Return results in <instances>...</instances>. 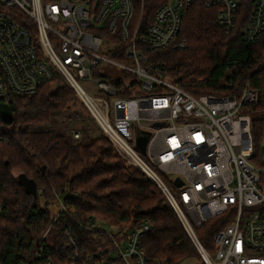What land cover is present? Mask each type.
<instances>
[{"label": "built area", "instance_id": "2783aa9c", "mask_svg": "<svg viewBox=\"0 0 264 264\" xmlns=\"http://www.w3.org/2000/svg\"><path fill=\"white\" fill-rule=\"evenodd\" d=\"M196 1L167 0L145 25V0H0V102L34 96L59 73L119 158L160 189L204 264H264V137L254 164L251 116L244 109L259 100L258 92L246 85L240 97H193L149 60L170 46H186L176 40L182 10ZM205 1L220 7L227 32L238 8L248 5L244 43L264 37V0ZM147 133L143 154L136 141ZM57 201L54 221L65 212L61 196ZM219 217L211 252L197 230ZM95 219L96 229L110 225ZM51 230L44 229L21 264L46 255ZM150 230L146 222L105 230L112 241L108 257L147 264L141 239ZM61 237L64 249L76 246L67 230Z\"/></svg>", "mask_w": 264, "mask_h": 264}, {"label": "trees", "instance_id": "16d2710c", "mask_svg": "<svg viewBox=\"0 0 264 264\" xmlns=\"http://www.w3.org/2000/svg\"><path fill=\"white\" fill-rule=\"evenodd\" d=\"M166 1L145 0V25ZM242 5L234 30L227 32L218 20L220 7L196 1L182 10L176 40L186 46H170L149 60L193 97H240L246 85L257 91L259 100L244 109L252 123L251 161L258 164L264 137V37L252 46L244 43L251 11ZM72 89L56 73L36 95L11 102L16 121L0 133V264H21L49 226L46 255H33L32 264H123L108 257L112 241L105 230L96 229V217L120 228L149 223L151 230L141 239L147 264H183L193 257L204 264L160 189L139 168L119 158L100 128L97 135L85 130L84 138L75 132L79 139L56 128L30 129L57 124L76 100ZM1 120L0 128L5 125ZM20 175L35 183L36 197L19 184ZM261 178L264 183V175ZM59 196L65 212L54 221ZM221 219L208 220L197 230L211 252ZM63 230L75 237V247L63 248Z\"/></svg>", "mask_w": 264, "mask_h": 264}, {"label": "rangeland", "instance_id": "374dc122", "mask_svg": "<svg viewBox=\"0 0 264 264\" xmlns=\"http://www.w3.org/2000/svg\"><path fill=\"white\" fill-rule=\"evenodd\" d=\"M75 99H76V97H75ZM55 125L52 127L51 126H38V127L30 128V129H38L39 128V129H47L48 130L49 128H56L57 130L65 132V133L69 134L70 136L73 135L75 132H79L82 134V138H84L83 132L85 130H89L90 134H92V135H97L99 132V127H98L97 123L92 118V116H90V114H88L87 110L82 105L81 101L78 99L73 101V103H71L68 106V108L63 112L61 117H58V122ZM3 131H6L5 126L0 128V133H2ZM72 140H73V138H72ZM73 141H75V140H73ZM260 150H261V147H260ZM262 151L263 150H261V156L263 154ZM256 161L259 162V160H257V159H256ZM98 218L102 219L101 217H98ZM101 224L103 226V229H105V230L113 231L114 233H116L118 231L117 226H112V225L107 226V224H104L103 222H101ZM128 227L129 226L124 225L122 227V229L126 230V229H128ZM109 248H112V246H110ZM183 264H200V260L197 257H193V258H190L187 261H185Z\"/></svg>", "mask_w": 264, "mask_h": 264}, {"label": "water", "instance_id": "95a60500", "mask_svg": "<svg viewBox=\"0 0 264 264\" xmlns=\"http://www.w3.org/2000/svg\"><path fill=\"white\" fill-rule=\"evenodd\" d=\"M0 119L6 126H11L15 123L16 118L14 116L13 108L10 104H6L4 102H0ZM161 125H163L161 123ZM149 134H145V136H139L137 142V145L141 152L145 154L146 152V145L148 142ZM18 182L21 186L24 187V189L29 193L32 194L34 197L37 195V186L34 182L28 180L24 175L18 176ZM177 185L181 186L182 182H180L179 179L176 180Z\"/></svg>", "mask_w": 264, "mask_h": 264}]
</instances>
